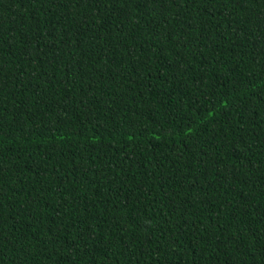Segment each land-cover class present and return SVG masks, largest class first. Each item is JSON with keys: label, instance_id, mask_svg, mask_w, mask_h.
Listing matches in <instances>:
<instances>
[{"label": "trees", "instance_id": "obj_1", "mask_svg": "<svg viewBox=\"0 0 264 264\" xmlns=\"http://www.w3.org/2000/svg\"><path fill=\"white\" fill-rule=\"evenodd\" d=\"M0 264H264V0H0Z\"/></svg>", "mask_w": 264, "mask_h": 264}]
</instances>
